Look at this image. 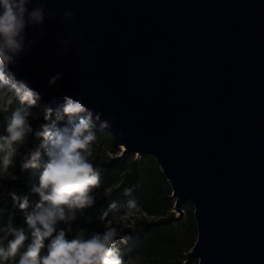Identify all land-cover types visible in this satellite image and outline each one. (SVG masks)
Returning a JSON list of instances; mask_svg holds the SVG:
<instances>
[{"label": "water", "instance_id": "1", "mask_svg": "<svg viewBox=\"0 0 264 264\" xmlns=\"http://www.w3.org/2000/svg\"><path fill=\"white\" fill-rule=\"evenodd\" d=\"M48 10L56 19L42 35L27 29L36 43L7 71L52 108L79 96L124 153L155 158L176 210L194 205L185 264H264V0H48ZM81 31L83 47L63 51Z\"/></svg>", "mask_w": 264, "mask_h": 264}, {"label": "clouds", "instance_id": "2", "mask_svg": "<svg viewBox=\"0 0 264 264\" xmlns=\"http://www.w3.org/2000/svg\"><path fill=\"white\" fill-rule=\"evenodd\" d=\"M32 3L33 0H0V113L8 112L14 102L20 103L6 117L4 134H0V178L11 175L9 169L19 147L33 133L30 121L41 116L49 121L53 114V109L47 107L34 112L33 108L41 107L37 103L39 94L24 79L18 80L7 71L36 43L27 29L42 35L45 20L56 19V12L48 10V0H36L37 6L29 8ZM62 18L73 21L75 14L65 10ZM83 34L81 31L74 38L61 40L63 51L69 44L79 45ZM61 78L62 74L57 73L49 84ZM64 101L55 110V120L41 124L34 133L43 138L41 147L47 155L39 183L31 188L39 199L30 203L27 195L9 193L14 205L24 210L26 227H14L9 218L7 225L0 228V264H125L117 238L126 244L128 237L121 235L119 214L106 221L103 232L73 227L77 212L95 203L94 190L101 186L100 168L94 161V119L100 120L103 113L97 111L94 115L79 96L73 99L66 95ZM65 117L66 122L58 123ZM115 119L108 116L101 128L111 127ZM40 158L39 150L30 151L23 156L21 170L38 167ZM125 194L131 196V189ZM103 195L109 196L106 190ZM137 207L135 199H128L127 209Z\"/></svg>", "mask_w": 264, "mask_h": 264}, {"label": "rangeland", "instance_id": "3", "mask_svg": "<svg viewBox=\"0 0 264 264\" xmlns=\"http://www.w3.org/2000/svg\"><path fill=\"white\" fill-rule=\"evenodd\" d=\"M37 103L41 107L33 108L34 112L41 111L43 107H47L53 109V114L49 118V121H45L42 116L39 119L30 121L33 133L29 134L26 143L19 147L18 154L14 157V164L9 169L11 175L6 178H0V228L7 225L9 218H11L14 227H26L24 210L14 205L9 193L15 192L20 196L27 195L30 203L39 199L38 194L30 190L34 185H38L39 183V176L43 171V164L47 160V155L45 149L38 146L32 136L41 124L55 120L56 108L50 107L39 97ZM19 106V101H16L10 106L8 112L0 113V134H4L6 117ZM66 120L67 117L58 123L62 124ZM94 130L97 134V140L94 144V161L100 168L99 179L101 186L94 190L93 194L97 197L95 203L91 207L77 212L76 219L72 222L73 227L103 232L106 221L114 215L119 214L120 222L118 227L122 229L121 235L128 237L126 244L120 243L119 237L117 238L120 257L125 261V264H185L187 259L186 253L188 251L184 252L183 250L189 240L186 214L183 209L182 214L176 210V198L172 196V193L169 194V198L173 200V205L171 209L169 208V202L166 200V186L162 182L157 181L156 168L151 164L148 158L149 155H141L138 152L127 153L128 157L133 154L132 160L139 161L142 171L137 189L129 197V199L132 198L137 201L138 207L127 209V199L123 204L119 205L118 209L109 211L106 217L99 213L98 201L105 196L103 195L104 190L108 193L121 183L125 173L124 168L126 166L129 167L130 161L126 166L120 163L124 155H126L124 153V145L113 134L101 129L96 130L95 125ZM33 150H39L41 153L39 166L22 171L21 163L23 156ZM112 159L117 160L115 163H118V166L114 171H107V165L111 163ZM155 163L157 164L156 160ZM12 176H15V179H12ZM147 206H150L156 214H150ZM29 210L31 209L29 208ZM171 212H174V217L178 218V220L171 222L173 225L170 224L168 227H162L163 229L159 230L154 240L149 244L137 245L135 243V237L129 233V230L130 232L135 230V224L138 220L157 219L165 217ZM61 227H64V225H61ZM0 235H3V233L0 232ZM189 264H199V261L196 259Z\"/></svg>", "mask_w": 264, "mask_h": 264}, {"label": "trees", "instance_id": "4", "mask_svg": "<svg viewBox=\"0 0 264 264\" xmlns=\"http://www.w3.org/2000/svg\"><path fill=\"white\" fill-rule=\"evenodd\" d=\"M95 129L98 130L100 128L95 125ZM32 138L38 146H41L43 142L42 137H36L34 134ZM125 154L126 155H124V158L121 160L120 163L126 166L130 161V165L129 167L126 166L124 168L125 173L123 175L121 183L116 188L108 192L109 196H104L100 201H98V210L101 215H105V213L108 214L109 211L118 209L119 205L123 204L124 201H126L130 197L129 195L125 194V191L131 189L132 195V193L136 191L139 181L141 179L142 171L140 168L139 161L132 160L133 154H131L129 157L127 153ZM148 158L150 159L151 164L156 168L157 181L162 182L166 186V200L169 202V208L171 209L173 205V200L169 198V194L172 193V188L169 182L167 181L165 175L161 172L159 164L155 163V159L152 156H148ZM116 161V159H112L111 163L107 165V171H114L116 169V167L118 166V163H115ZM150 206H147V210L149 211V213L156 214V212L152 210ZM182 209L186 214V222L188 223L187 232L189 240L183 250L184 252H187L193 247L197 239L198 229L196 218L194 215V205L191 202H187L183 205ZM174 220H178V218L174 217V212H171L165 217H159L157 219H141L136 222L135 230L133 232H130L129 230V233L135 237V243H137V245H144L147 243L149 244L151 241L154 240V237L159 232V230L163 229L162 227H168V225L172 224L171 222H173Z\"/></svg>", "mask_w": 264, "mask_h": 264}]
</instances>
